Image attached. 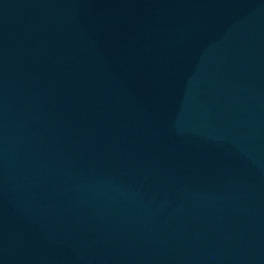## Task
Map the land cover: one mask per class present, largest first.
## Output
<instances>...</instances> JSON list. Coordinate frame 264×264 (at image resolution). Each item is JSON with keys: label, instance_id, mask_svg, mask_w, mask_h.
Segmentation results:
<instances>
[{"label": "water", "instance_id": "1", "mask_svg": "<svg viewBox=\"0 0 264 264\" xmlns=\"http://www.w3.org/2000/svg\"><path fill=\"white\" fill-rule=\"evenodd\" d=\"M0 264H264V0H0Z\"/></svg>", "mask_w": 264, "mask_h": 264}]
</instances>
